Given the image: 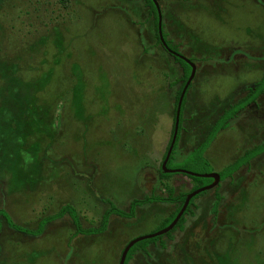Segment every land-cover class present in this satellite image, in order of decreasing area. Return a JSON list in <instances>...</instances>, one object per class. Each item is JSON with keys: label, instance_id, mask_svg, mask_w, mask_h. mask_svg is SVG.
I'll list each match as a JSON object with an SVG mask.
<instances>
[{"label": "rangeland", "instance_id": "obj_1", "mask_svg": "<svg viewBox=\"0 0 264 264\" xmlns=\"http://www.w3.org/2000/svg\"><path fill=\"white\" fill-rule=\"evenodd\" d=\"M50 1L52 13L39 7L20 24L15 16L0 44L2 59L18 64L15 75L2 71L12 93L2 99L11 112H0V209L32 230L68 203L84 227H96L110 202L127 210L135 198L168 195V187L175 195L189 190L194 180L184 173L159 177L182 72L162 47H150L154 18L144 0H71L67 10ZM165 1L163 31L197 67L171 161L186 169L226 101L261 77L264 0ZM167 15L175 28L169 38ZM259 100L207 149L214 170L264 141V96ZM34 107L39 116L31 117ZM194 203L183 227L160 239L164 246L141 242L128 264H264V154ZM175 207L146 203L134 217L110 215L104 232L75 236L67 215L40 234L18 233L0 216V264H118L126 242L159 230Z\"/></svg>", "mask_w": 264, "mask_h": 264}, {"label": "trees", "instance_id": "obj_2", "mask_svg": "<svg viewBox=\"0 0 264 264\" xmlns=\"http://www.w3.org/2000/svg\"><path fill=\"white\" fill-rule=\"evenodd\" d=\"M29 1H31V0H19V1L15 0L13 2H12V0H0V44H1V41H3L2 38L4 39V34L6 33L7 29L8 28L12 29V27L15 26L14 23L12 24V22H11V21H13L12 19H14L15 16H17V18L20 19V21H18V24H20L21 22L22 23L24 22L23 15L29 16L31 14H35L38 11L39 7L43 10L44 9L47 10L49 13L53 12L52 9H51V11H49V8H48V6L51 5V2H52L50 0H33V2L30 3V6H28ZM14 2H16L15 8L13 7L14 5H12ZM34 3L36 4L35 6L33 5ZM146 3L149 5L150 14L154 18V23H155L154 30H155V36H156L157 43L161 44L160 39H159V35H158V30H157L158 29L157 28L158 13H157L156 6H155L153 0H146ZM54 4H56V5L59 4L60 8L67 10L71 6V0H57V2H54ZM21 6H24V8ZM12 7H13V10L12 11L9 10ZM13 12H15V13L13 14ZM10 13H11V15H10ZM162 34H163L164 40L167 43V45L170 46L172 49L176 50V46L172 45L171 44L172 41L167 39V35L163 31V29H162ZM9 47L7 46L8 49H13V48H9ZM2 48H3L2 45H0V112L1 113H3V111L11 112V110L6 105L2 104V99L4 98L5 95L8 94L7 89L10 91V88L5 87V85L7 84V81L5 80L6 74L2 71H4V70L8 71V72L11 71V73L14 74V70H16V65H18L17 63L15 64V62H9L10 59L8 57L2 59V57H1V52L3 50ZM5 48H6V46H5ZM174 60L180 64L182 71H183V76H182V84L177 89L176 94H175V99H174V103H173V105H174V107H173V114H174L173 123H172L169 140H168L162 161L166 155L168 146H169L171 138H172L173 129H174V120H175V110H176L178 98H179L181 90L183 89V86L186 83V80L189 77L190 72H191V66L187 62H185L183 59H180L179 57H175ZM12 77H13V75H12ZM12 80H14V79L12 78ZM190 87H191V84L188 86V88L185 92V96L183 98V102L181 105L179 127H180V121L182 118V110H183L184 105H185L186 95H187ZM263 93H264V73H263L262 77L260 78V80H258L252 86H250L248 88V93L246 94L245 97L240 99L238 102L229 105V107L224 109L218 115L214 125L211 127L209 132L206 134L204 139H202L201 142H199L198 144L195 145V147L192 149V152L187 157L186 163H189L192 166L190 165V168L186 167V169L194 171V172H198V173L212 172L214 169H213L211 163L209 162V160H207V158L205 157V153H206L207 149L210 147L211 143L215 140L217 134L221 130L225 129L228 126L230 120L235 118L237 116L238 112L240 110H242L243 108H245L248 104L255 102L256 99L258 98V96L263 94ZM27 104H29L31 106V104L29 102L22 105L23 107L24 106L26 107V110H28V108H29V105H27ZM17 105L18 104H16V107H17ZM35 109H37V108H35V107L33 108V112L31 114V117L34 114V112L39 116V113L37 111H35ZM18 115H20V114H18ZM2 120H4V119H2ZM25 120H26V118H22L23 123L30 124V123L26 122ZM179 132H180V129L178 128L176 141H175V144L173 146V150L171 152L169 160L167 162L168 168H174V166H175V165H171V161H172V158H174L173 155L175 154V149L177 147L176 145H177V142H178L179 137H180ZM262 153H264V142L260 143V144H256V145L246 149L242 155L237 157L234 161H232L231 163H229L228 165H226L225 167H223L219 171L220 182L224 181L227 178H232L233 175L239 169L242 168V166L249 164V162L253 158H255L256 156H258ZM162 161H161V163H162ZM171 175H172V173L164 172L161 168V165H160V177L162 179H165V178L168 179ZM188 176L194 180L193 181L194 186L190 189V191L195 190L196 188H199V187H201L205 184H208L212 181L211 178L196 177V176H191V175H188ZM218 187H219V185L216 188H218ZM166 189L168 191V195H166V196L151 194V195L145 196L143 198L133 199L130 202L129 208L127 210L120 209L117 206H115L113 203L110 202L109 208L104 212V214L102 215V217L100 219L98 226H96V227H94V226L84 227L82 225L80 216H79L78 212L76 211L75 207L72 206L71 204H68V203L62 205L56 213L42 217L38 222L37 228L32 229V230H29L28 228H25V227L17 224L16 222H14L10 218V216L2 209H0V216L4 218L6 224H8L10 227L16 229L17 231L26 232V233H33V234H40V233H42L43 228L47 223L52 222L53 220L62 218L63 216L67 215V216H69L70 220L72 221V224L74 225V228H75V231L73 233L74 235H77V234H95V233L104 232L107 229L108 223H109V217L112 214H116V215H119L120 217H124V218H131V217L135 216L136 208L141 206V205H144L146 203L170 202V203L176 204V208L163 220L162 225L158 228V229H160V228L167 226L174 219V217L178 213L179 209L181 208V206L184 202L185 196L187 194V192H181V193L175 195L172 187H168ZM201 193H199V194H197L191 198L185 212L183 213V215L181 216V218L177 222L176 226L173 229H171L168 233L174 231L178 226L183 225V223L185 221V215H187L189 213H191V214L193 213L191 206L193 205V202L196 199V197L198 195H200ZM220 199H221L220 195L218 194L213 207L218 206L217 202ZM1 225H2V223H0V229H1ZM168 233H166V234H168ZM162 238H163V235H160V236H156L153 238L144 239V240H141V241L135 243L129 249L124 264H128L133 252L135 251V249L137 248L139 243L143 242V245L146 243L144 248H146L151 243L154 244L157 242L160 243L161 246H164V242L160 241V239H162ZM0 250H1V246H0Z\"/></svg>", "mask_w": 264, "mask_h": 264}, {"label": "water", "instance_id": "obj_3", "mask_svg": "<svg viewBox=\"0 0 264 264\" xmlns=\"http://www.w3.org/2000/svg\"><path fill=\"white\" fill-rule=\"evenodd\" d=\"M153 2L155 3V5L157 7V10H158V27H157L158 28V35H159L160 41L166 46V42L164 40V37H163V34H162V28H161V14L159 12V8H158V5H157V2L155 0H153ZM173 53L175 55H178L180 58L184 59L191 66V72H190V75H189L185 85L183 86V89L181 90V93H180V96H179V99H178V102H177L173 134H172V138H171L170 144L168 146L166 155H165V157H164V159H163V161L161 163V168L166 173H184V174L191 175V176H196V177L211 178L212 182L207 184V185L201 186V187H199V188H197V189H195V190H193V191H191L189 193H187L180 210L178 211V213L176 214L174 219L167 226H165V227H163V228H161V229H159V230H157L155 232H151V233H148V234L143 235V236H137L136 238H133L132 240H130L124 246V248H123V250L121 252L118 264H124L129 249L135 243H137V242H139L141 240H144V239L153 238V237H156V236H160V235L166 234L171 229H173V227L177 224V222L179 221V219L183 215L184 211L186 210L190 199L192 197H194L195 195L199 194L200 192H203L205 190H208V189H211V188L215 187L220 181V175L216 171H212V172H209V173H198V172H194V171H191V170H188V169H184V168H168L167 167V162H168L169 157L171 155V152L173 150V146L175 144L177 133H178L180 110H181V104H182V101H183V97H184V94H185V91H186L188 85L190 84V82H191V80H192V78H193V76L195 74V69H196L195 64L193 62H191L189 59L185 58L184 56L180 55L177 52L173 51Z\"/></svg>", "mask_w": 264, "mask_h": 264}, {"label": "flooded vegetation", "instance_id": "obj_4", "mask_svg": "<svg viewBox=\"0 0 264 264\" xmlns=\"http://www.w3.org/2000/svg\"><path fill=\"white\" fill-rule=\"evenodd\" d=\"M155 1L157 2V5H158L159 10H160V7H161L160 4L162 3V8H163L164 12H166V9H165L166 1H165V0H155ZM158 2H160V3H158ZM143 3H144L143 6H144L145 10H147V11L149 12V13L147 14V15L149 16V18H150V17L153 18V16H151V14H150V8H149V5L146 3V0H144ZM154 4H155V3H154ZM155 6H156V5H155ZM156 9H157V7H156ZM157 13H158V10H157ZM160 14H161V10H160ZM153 23H154V21H153ZM153 27H155V23H154ZM157 27H158V23H157ZM161 28L163 29V27H162V14H161ZM153 29H154V28H153ZM157 30H158V29H157ZM153 33H154L153 36H154V39H155V40H154V42L151 44L150 47H151V48H157V47H159V50H160V48L162 47L164 51H166L168 54H170V57L172 56V59H171L172 63H173L174 65L178 66V67L180 68L181 72H182L181 75H179V77H177V78L175 79V85H176V84L178 85V86H177V85L175 86V87H176V88H175V94H176L177 89H178V88L180 87V85L182 84L183 71H182V68H181L180 64H179L177 61L174 60L175 57H179V56H178V55H175V54L173 53V51L179 53L180 55H182V54H181V52L179 51V49H178L177 47H176V50H174V49H172L170 46H168L167 43H166V46H165L161 41H160L161 44H160V43H157L156 36H155V30H154ZM168 38H169V37H168ZM159 39H160V38H159ZM171 41L173 42L172 39H171ZM173 43H174V42H173ZM173 45H174V44H173ZM175 46H176V45H175ZM147 48H148V47L143 46L142 49L144 50V52H147ZM157 52H158V51H157ZM160 54H161V53H160ZM161 56H162V58H163V55H162V54H161ZM164 56H165V55H164ZM182 56H184V55H182ZM179 58H180V57H179ZM185 58H186V57H185ZM194 58L196 59V57H194ZM180 59H182V58H180ZM187 59H188V58H187ZM206 59H208V58H206ZM262 59H263V61L260 63V65H259V69L261 68L262 64H263V66H264V54L262 55ZM183 60H184V59H183ZM189 60H190L191 62L194 63V60H193V59H192V60L189 59ZM196 60H197V59H196ZM184 61H185V60H184ZM185 62H186V61H185ZM194 64H195V63H194ZM195 67H196V64H195ZM174 69L177 70L176 67H174ZM196 69H197V67H196ZM196 69H195V73H196ZM175 70H174V73H175ZM263 73H264V67H263L262 75H263ZM262 75H261V77H262ZM194 76H195V74H194ZM194 76H193V78H194ZM193 78H192V80H193ZM187 79H188V78H187ZM192 80H191V82H192ZM259 80H260V79H259ZM186 81H187V80H186ZM257 81H258V80H257ZM257 81H255V82H257ZM191 82H190V84H191ZM255 82H254V83H255ZM254 83H250V85H248V86H244V85H243V86H242V88H243V92L238 93V99H236V101H235L234 103L238 102L240 99H242L243 97H245L246 94L248 93V88H249L250 86H252ZM190 84H189V85H190ZM184 85H185V84H184ZM189 85H188V86H189ZM187 88H188V87H187ZM242 88H240V89L242 90ZM172 89L174 90V87H172ZM186 90H187V89H186ZM185 92H186V91H185ZM241 93H243V94L240 95ZM187 94H188V93H187ZM184 96H185V94H184ZM186 96H187V95H186ZM263 96H264V93L261 94V95H259L255 102L248 104L245 108H247L248 106H254V105H255V106H256V105L259 106V105H261V104H260L261 101L259 100V98H260V97H263ZM183 98H184V97H183ZM174 99H175V96H174ZM178 99H179V98H178ZM188 99H190V96L188 97ZM188 101H189V100H188ZM188 101H187V103H188ZM233 101H234V100H231V101H228V102L226 101V103H225V106H226V107H225L224 109H226L227 107H229V105L233 104V103L230 104V102H233ZM182 102H183V101H182ZM173 103H174V102H173ZM181 105H182V104H181ZM186 106H187V105H186ZM173 107H174V105H173ZM176 107H177V106H176ZM245 108H243V109H245ZM183 109H184V108H183ZM185 109H186V107H185ZM185 109H184V110H185ZM224 109H223V110H224ZM243 109H242V110H243ZM172 110H173V109H172ZM223 110H222V111H223ZM247 110H248V109H246V111H247ZM222 111H221V112H222ZM240 111H241V110H240ZM175 112H176V110H175ZM180 112H181V110H180ZM238 114H239V113H238ZM238 114H237L236 117L240 118L241 116H239ZM241 115H242V113H241ZM173 117H174V114H173V111H172V123H173ZM236 117H235V118H236ZM188 118L190 119V114H189ZM235 118H233V119L230 120V122H229V124H228L227 127L231 126L232 122L235 121ZM238 118H237V119H238ZM186 119H187V118H186ZM179 120H180V118H179ZM171 127H172V126H171ZM227 127H226V128H227ZM178 128H179V126H178ZM179 138H180V137H179ZM179 140H180V139H179ZM263 142H264V141H263ZM263 142H260V143H263ZM260 143H255V144H253L252 146H254V145H256V144H260ZM252 146H250V147H252ZM250 147H247L246 149H248V148H250ZM246 149H245V150H246ZM245 150H244V151H245ZM244 151H243V152H244ZM243 152H242L241 154L237 155V156L234 158V160H235L237 157H239L240 155H242ZM262 154H264V153H262ZM262 154H260V155H262ZM260 155H258V156H260ZM256 157H257V156H256ZM256 157H255V158H256ZM255 158H253L252 160H254ZM252 160L249 162V164L242 166V168L245 167V166H247V168H248V167L250 166ZM160 165H161V164H160ZM160 165H159V171H160ZM213 169H214V168H213ZM239 170H240V169H239ZM239 170H238V171H239ZM213 171H216V172L219 173V171H217V170H213ZM238 171H237V172H238ZM219 175H220V174H219ZM234 175H235V174H234ZM234 175H233V176H234ZM159 177H160V174H159ZM160 178H161V177H160ZM232 178H233V177H232ZM227 179H231V178H227ZM225 180H226V179H225ZM211 182H212V181H211ZM211 182H210V183H211ZM222 182H223V181H222ZM208 184H209V183H208ZM205 185H207V184H205ZM218 185H219V187L221 186V182H220V181H219V183H218L215 187H213V188H214V189H218L219 187L216 188ZM193 186H194V185H191L190 189H191ZM203 186H204V185H203ZM213 188H211V189H213ZM190 189L187 190L186 192H187V193L191 192ZM196 189H197V188H196ZM208 190H209V189H208ZM192 191H193V190H192ZM205 191H206V190H205ZM203 192H204V191H203ZM200 193H201V192H200ZM217 194H219V193H217ZM150 195H151V194H150ZM190 200H191V199H190ZM189 202H190V201H189ZM194 202H195V200H194ZM194 202H193V205L191 206V209H192L193 213H192V214L189 213V215H193V214H194V210H193V209H194V207L196 206ZM153 203H154V202H153ZM166 203H170V202H166ZM171 204L176 205V204H174V203H171ZM175 208H176V207H175ZM179 210H180V209H179ZM184 212H185V211H184ZM187 215H188V214H187ZM187 215H185V221H184L183 225L186 223V216H187ZM79 216H80V215H79ZM2 218H3V217H2ZM3 219H4V218H3ZM39 220H40V219H39ZM4 221H5V220H4ZM38 222H39V221H38ZM183 225H182V227H183ZM21 226H22V225H21ZM37 226H38V223H37ZM175 226H176V225H175ZM175 226H174V227H175ZM23 227H24V226H23ZM174 227H173V228H174ZM178 227H181V226H178ZM178 227H177V228H178ZM36 228H37V227H36ZM36 228H35V229H36ZM179 229H180V228H179ZM1 230H2V226H1L0 232H1ZM175 230H176V229H175ZM14 231H16V230H14ZM17 232H18V233H24V234H25V232H21V231H17ZM163 235H164V234H163ZM131 240H132V239H131ZM129 241H130V240H129ZM129 241H128V242H129ZM128 242H126V244H127ZM126 244H125V245H126ZM125 245H124V246H125ZM124 246H123V248H124ZM123 248H122V250H123ZM122 250H121V252H122ZM120 255H121V253H120ZM119 258H120V257H119ZM118 262H119V261H118Z\"/></svg>", "mask_w": 264, "mask_h": 264}, {"label": "crops", "instance_id": "obj_5", "mask_svg": "<svg viewBox=\"0 0 264 264\" xmlns=\"http://www.w3.org/2000/svg\"><path fill=\"white\" fill-rule=\"evenodd\" d=\"M212 1V0H211ZM167 8V3H166V6H165V9ZM167 14V13H166ZM168 16V15H167ZM173 16H168V22H167V31H168V37L170 36V34L175 30V28L173 29H171V31H170V28H169V26H170V24H169V22L171 21V18H172ZM172 35V34H171ZM174 38H172V40H173ZM260 70V69H259ZM261 75H262V73H261ZM261 78V77H260ZM170 131H171V129H170ZM169 136H170V133H169ZM169 136L166 138V140L164 141V147H163V149H162V152H161V154H160V157H159V165L161 164V161H162V158H163V155H164V152H165V149H166V146H167V143H168V140H169ZM206 154V153H205ZM162 179V178H161ZM166 179V178H165ZM184 192H186V191H184ZM173 210H171V212H172ZM171 212H169V213H167L164 217H163V220L171 213ZM136 213V212H135ZM46 226V225H45ZM45 226H44V228H45ZM44 228H43V230H44ZM75 231V230H74ZM43 232V231H42ZM74 233V232H73ZM74 235V234H73ZM75 236V235H74Z\"/></svg>", "mask_w": 264, "mask_h": 264}]
</instances>
